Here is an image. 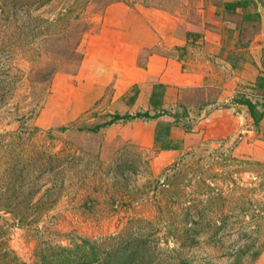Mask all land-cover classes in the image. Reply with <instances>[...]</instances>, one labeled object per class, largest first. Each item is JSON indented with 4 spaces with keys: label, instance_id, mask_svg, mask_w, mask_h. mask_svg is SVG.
Here are the masks:
<instances>
[{
    "label": "rangeland",
    "instance_id": "obj_1",
    "mask_svg": "<svg viewBox=\"0 0 264 264\" xmlns=\"http://www.w3.org/2000/svg\"><path fill=\"white\" fill-rule=\"evenodd\" d=\"M114 1L0 0V264H104L136 237L132 264H253L236 252L264 246V164L234 152L236 137L167 161L101 151L114 113L79 66Z\"/></svg>",
    "mask_w": 264,
    "mask_h": 264
},
{
    "label": "crops",
    "instance_id": "obj_2",
    "mask_svg": "<svg viewBox=\"0 0 264 264\" xmlns=\"http://www.w3.org/2000/svg\"><path fill=\"white\" fill-rule=\"evenodd\" d=\"M81 55L80 86L112 117L158 115L108 125L103 153L131 144L167 161L190 144L236 137L234 152L264 164V11L254 0H116ZM175 113L170 150L155 151L156 124ZM253 264H264V246Z\"/></svg>",
    "mask_w": 264,
    "mask_h": 264
},
{
    "label": "trees",
    "instance_id": "obj_3",
    "mask_svg": "<svg viewBox=\"0 0 264 264\" xmlns=\"http://www.w3.org/2000/svg\"><path fill=\"white\" fill-rule=\"evenodd\" d=\"M234 103L244 105L247 107L248 111L250 113L253 112V106L246 100H233ZM158 115H148L147 113H136L133 116L125 115L123 117L120 116H113L110 118V120L106 123V125H110L117 120H131V119H155ZM177 113L173 115L174 121L173 123H157L154 129V137L153 142L155 145V151H164V150H170V145L168 143V133L172 126H174L177 123L178 119ZM95 129H91L96 130ZM246 162L242 161V164H245ZM185 232V231H184ZM141 237H136L135 239L131 240V242L125 238H121L114 250L107 251L104 253V258L102 261H104V264H118V262H121L119 264H132L133 258L136 260V258H143L145 255L139 254L143 249L144 242L141 241ZM263 245H256V241H251L248 245H244L241 248H239L236 252V255L238 256V259H240V255H247L249 257V263H253L256 258L259 256L261 249ZM122 256V258H118V256ZM139 256V257H137ZM142 262V261H141ZM140 262V264H141Z\"/></svg>",
    "mask_w": 264,
    "mask_h": 264
},
{
    "label": "water",
    "instance_id": "obj_4",
    "mask_svg": "<svg viewBox=\"0 0 264 264\" xmlns=\"http://www.w3.org/2000/svg\"><path fill=\"white\" fill-rule=\"evenodd\" d=\"M254 1L258 4L259 8L264 11V0H254Z\"/></svg>",
    "mask_w": 264,
    "mask_h": 264
}]
</instances>
